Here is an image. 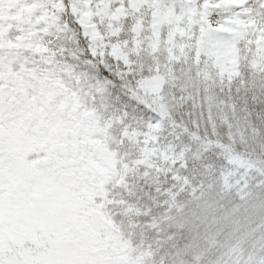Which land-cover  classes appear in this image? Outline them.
Instances as JSON below:
<instances>
[{
  "label": "snow or ice",
  "instance_id": "snow-or-ice-1",
  "mask_svg": "<svg viewBox=\"0 0 264 264\" xmlns=\"http://www.w3.org/2000/svg\"><path fill=\"white\" fill-rule=\"evenodd\" d=\"M45 2L74 17L88 46L58 60L66 50L49 47L51 33L38 26L27 51L48 57L51 72L39 89L6 84L0 63V264H118L116 241L136 224L122 206L142 197L126 141L91 130H103L113 110L151 111L154 82L167 80L162 50L166 73L183 62L197 77L210 79L214 69L228 83L242 63L264 74V0ZM145 53L155 64L147 75L138 62ZM105 154L115 156V179L98 162Z\"/></svg>",
  "mask_w": 264,
  "mask_h": 264
},
{
  "label": "trees",
  "instance_id": "trees-1",
  "mask_svg": "<svg viewBox=\"0 0 264 264\" xmlns=\"http://www.w3.org/2000/svg\"><path fill=\"white\" fill-rule=\"evenodd\" d=\"M57 16L44 39L49 47L66 50L60 60L87 48V41L70 13ZM158 58L167 80L148 98L151 111L113 110L101 133L109 137L122 123L135 131L157 117L154 146L181 141L184 149L171 171L143 159L131 162L129 176L142 198L122 206L136 220L128 238H121L127 245L125 264H264V74L242 63L238 80L213 82L215 71H209L210 79L197 77L190 63L181 62L166 73L167 56ZM138 62L146 75L155 67L147 53ZM225 149L247 158L248 167L227 162ZM115 176L114 170L109 178Z\"/></svg>",
  "mask_w": 264,
  "mask_h": 264
},
{
  "label": "rangeland",
  "instance_id": "rangeland-1",
  "mask_svg": "<svg viewBox=\"0 0 264 264\" xmlns=\"http://www.w3.org/2000/svg\"><path fill=\"white\" fill-rule=\"evenodd\" d=\"M59 10L53 12L49 9L45 0H5L0 6V63L4 67V80L6 84L16 87L23 83L26 87L42 88L46 85V81L51 75L48 68V60L43 57H33L29 55L22 56L19 51H27L31 48L32 43L36 40L34 35L37 27L46 30L51 25L57 23ZM106 7H100L97 15H106ZM108 34L107 29H105ZM14 41V42H13ZM88 46V45H87ZM30 54L29 51H27ZM31 55V54H30ZM159 55L167 56L165 51H161ZM39 60V63H34ZM52 70L59 72L60 68L56 65L52 66ZM208 71H215L209 69ZM23 78L21 81L20 78ZM216 77L220 78L216 73ZM212 81V80H210ZM161 80L154 82V87L159 91ZM157 117H152L146 126L137 127L135 131L128 127H123L122 131H116L117 135H121L126 141L128 149V158L130 162L143 159L145 162L160 163L168 171L173 169V166L178 164L184 154V149L181 147L182 143L175 142L170 146L157 148L154 146V139L158 129ZM116 126L118 124L116 123ZM94 133L101 135L103 130L94 127ZM183 137V134H181ZM112 143L118 142L109 135ZM119 146V145H118ZM225 159L232 165L243 168L248 167V159L240 154H236L225 149ZM98 162L100 164L110 165L111 174L115 170V156L108 157L99 156ZM116 245L119 250L120 261L118 264H125L127 261L126 248L127 245L118 238Z\"/></svg>",
  "mask_w": 264,
  "mask_h": 264
}]
</instances>
